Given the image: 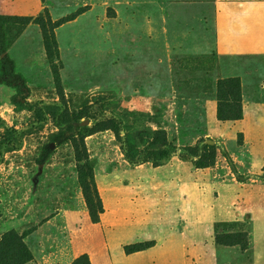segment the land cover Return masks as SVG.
I'll use <instances>...</instances> for the list:
<instances>
[{"label":"rangeland","instance_id":"rangeland-1","mask_svg":"<svg viewBox=\"0 0 264 264\" xmlns=\"http://www.w3.org/2000/svg\"><path fill=\"white\" fill-rule=\"evenodd\" d=\"M208 1L0 0V14L59 22L60 91L38 23L5 25L28 107L0 84V236L23 234L25 264L81 253L91 264H264V54L217 55L201 32ZM232 76L242 117L218 120L216 81ZM124 110L153 114L139 125L174 144L160 165L125 158L106 128ZM81 140L102 204L94 223L76 182ZM205 143L213 162L196 167L186 148ZM243 236L245 248L228 242Z\"/></svg>","mask_w":264,"mask_h":264},{"label":"trees","instance_id":"trees-1","mask_svg":"<svg viewBox=\"0 0 264 264\" xmlns=\"http://www.w3.org/2000/svg\"><path fill=\"white\" fill-rule=\"evenodd\" d=\"M30 21L38 23L41 29L43 48L51 70L55 87L61 90L57 65L53 60L56 54V41L52 29L58 21L48 20L45 24L42 18H31L14 14H0V84L9 86L14 90L10 96V102L16 109L27 108L26 101L15 99L26 87V79L16 70L15 61L8 53L9 39L5 30L7 24L26 25ZM215 115L218 120H236L242 117L241 87L237 77L219 78L215 85ZM154 117L153 114L137 110H124L118 113L115 119H111L108 126L115 135L125 158L130 162H151L158 166L165 160L175 146L172 144L162 128L139 125L141 121ZM143 123V122H142ZM192 155H198L195 161L196 167H207L213 162L215 155L214 144H203L199 149L197 145L186 148ZM201 151L197 154V151ZM76 182L81 190L88 216L91 222L98 221V215L102 212V204L98 195L93 176V163L87 154L83 140L80 145L74 144ZM83 161V163H82ZM23 234L12 229L5 231L0 236V264H25L32 259V253L25 241ZM243 241V242H241ZM230 243H241L245 248L246 239H229ZM133 248L130 251L138 250ZM69 264H91L86 253H81Z\"/></svg>","mask_w":264,"mask_h":264},{"label":"crops","instance_id":"crops-1","mask_svg":"<svg viewBox=\"0 0 264 264\" xmlns=\"http://www.w3.org/2000/svg\"><path fill=\"white\" fill-rule=\"evenodd\" d=\"M207 4L209 12L204 15L202 10L201 32L205 24L217 55L264 54V0H210Z\"/></svg>","mask_w":264,"mask_h":264}]
</instances>
